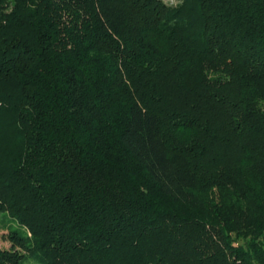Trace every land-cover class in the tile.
Returning a JSON list of instances; mask_svg holds the SVG:
<instances>
[{
    "label": "trees",
    "instance_id": "1",
    "mask_svg": "<svg viewBox=\"0 0 264 264\" xmlns=\"http://www.w3.org/2000/svg\"><path fill=\"white\" fill-rule=\"evenodd\" d=\"M0 215V264H264V0H0Z\"/></svg>",
    "mask_w": 264,
    "mask_h": 264
},
{
    "label": "rangeland",
    "instance_id": "2",
    "mask_svg": "<svg viewBox=\"0 0 264 264\" xmlns=\"http://www.w3.org/2000/svg\"><path fill=\"white\" fill-rule=\"evenodd\" d=\"M169 5L177 4L178 0H164ZM4 216L0 215V248L9 249L11 244L8 242V234L11 228V224L8 220V217L4 220ZM36 264V263H33Z\"/></svg>",
    "mask_w": 264,
    "mask_h": 264
}]
</instances>
